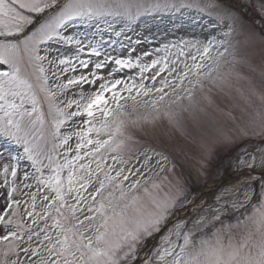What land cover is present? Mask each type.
Instances as JSON below:
<instances>
[{"label": "snow or ice", "instance_id": "obj_1", "mask_svg": "<svg viewBox=\"0 0 264 264\" xmlns=\"http://www.w3.org/2000/svg\"><path fill=\"white\" fill-rule=\"evenodd\" d=\"M161 13L187 14L192 31L147 62L85 61L83 40L69 34ZM204 16L211 32L198 23ZM59 44L75 54L53 55ZM88 49L102 55L100 45ZM74 61L94 70L67 76ZM110 61L115 67L97 75ZM125 68L138 73L118 77ZM217 95L236 102L222 108ZM157 127L193 145L201 167L218 147L235 145L232 166L249 172L216 197L217 207L178 217L195 201L170 156L144 139ZM0 139L17 148L0 153V264H264V27H246L231 5L0 0Z\"/></svg>", "mask_w": 264, "mask_h": 264}, {"label": "rangeland", "instance_id": "obj_2", "mask_svg": "<svg viewBox=\"0 0 264 264\" xmlns=\"http://www.w3.org/2000/svg\"><path fill=\"white\" fill-rule=\"evenodd\" d=\"M220 3L223 7L231 5L236 8L241 16V22L246 27L255 28L258 32L264 27V16L259 12V0H252L251 5H249V0H220ZM246 5L247 7H245ZM154 16L155 18L153 16H143L136 23L130 25L117 22L113 24L112 28H109L103 22L99 24V27L75 25L72 27L69 34L75 35L83 40L85 48L84 51L80 53V58L85 61L103 60L105 55H110L114 58L131 60H135L136 57L139 56L142 62H147L155 58V49L161 48L164 44L174 41L177 37L185 36V31L189 33L192 31L189 27L187 14L182 16L180 13H177L173 16L161 13L154 14ZM208 19L207 16H204L203 20L198 21V23L205 25L207 30L211 32L212 26L208 24ZM181 28H183L184 31H181ZM196 31L198 32L199 28H197ZM117 33H119V35H117ZM89 43L100 45L102 51L100 57L89 54ZM144 52L153 53V55L144 57L142 55ZM74 54L75 49L72 46L63 44L54 45L53 55L73 56ZM74 63L76 62L74 61ZM113 67H115V65L110 61L107 69L96 70L97 75H106ZM93 70L91 65L88 69H85L76 63V71H69L66 75L74 76L82 73L88 76ZM137 73L138 69L125 68L122 72L117 73V76L126 78L127 76L136 75ZM63 78L62 76L61 79ZM260 79L258 74L254 75V80L257 84H259ZM85 87H87V85H85ZM68 98H71V91L69 92ZM216 99L217 103L222 108H226L230 106L231 103L236 102L235 95H233L232 101L226 100L218 95ZM189 131L192 135L196 134L197 129L192 122L189 123ZM144 139L162 147L175 163L176 174L182 175L183 178L188 181V198L190 201L194 200L195 204L188 207H178L176 215L184 219L192 218L197 211L200 212V209H203L205 206L206 207L201 213L209 208L217 207L216 197L220 195L224 189L235 185L238 179L243 178L239 177V172H249L246 168L238 169L232 166V162L235 160L239 151L235 145L231 147H218L215 153L203 162V166L201 167L197 163V154L193 145L187 140L181 139L178 135L172 133L171 130L163 127H157L155 130L149 129ZM0 153H4L5 155L11 153L15 155L17 153V148L15 145L0 139ZM226 162L229 171H232V177L226 182L219 184L225 172L223 167ZM20 168L22 170L31 171V169L27 167L26 161L20 162ZM227 172L228 171H226L225 174ZM252 172H261V169L257 167L255 171ZM254 176L259 177L258 175ZM208 203L211 204L207 205ZM158 244L159 236L147 239L140 253V259L143 260Z\"/></svg>", "mask_w": 264, "mask_h": 264}, {"label": "trees", "instance_id": "obj_3", "mask_svg": "<svg viewBox=\"0 0 264 264\" xmlns=\"http://www.w3.org/2000/svg\"><path fill=\"white\" fill-rule=\"evenodd\" d=\"M209 204H211V203H209ZM209 204H208V205H209Z\"/></svg>", "mask_w": 264, "mask_h": 264}, {"label": "bare ground", "instance_id": "obj_4", "mask_svg": "<svg viewBox=\"0 0 264 264\" xmlns=\"http://www.w3.org/2000/svg\"><path fill=\"white\" fill-rule=\"evenodd\" d=\"M150 245H151V243H150Z\"/></svg>", "mask_w": 264, "mask_h": 264}]
</instances>
